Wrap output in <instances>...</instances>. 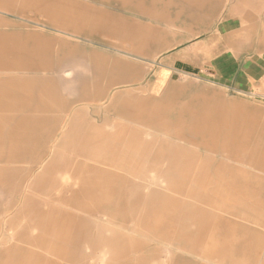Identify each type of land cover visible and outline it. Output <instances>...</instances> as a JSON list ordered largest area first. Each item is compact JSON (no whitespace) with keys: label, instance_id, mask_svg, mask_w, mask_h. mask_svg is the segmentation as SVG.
I'll return each mask as SVG.
<instances>
[{"label":"crops","instance_id":"obj_1","mask_svg":"<svg viewBox=\"0 0 264 264\" xmlns=\"http://www.w3.org/2000/svg\"><path fill=\"white\" fill-rule=\"evenodd\" d=\"M257 17L236 0H0V85H30L22 122L0 125V264H264V234L238 220L264 221V177L216 157L264 172L256 113L168 83L159 98H107L139 70L69 39L104 32L117 51L245 92L264 79ZM233 172L244 182L227 188Z\"/></svg>","mask_w":264,"mask_h":264},{"label":"rangeland","instance_id":"obj_2","mask_svg":"<svg viewBox=\"0 0 264 264\" xmlns=\"http://www.w3.org/2000/svg\"><path fill=\"white\" fill-rule=\"evenodd\" d=\"M236 3L241 4L245 9L252 12V14L259 16L261 20H264V0H236ZM89 11L94 9L93 7L87 6ZM92 8V9H91ZM6 19L12 21L13 23L18 22L17 15L6 14L2 15ZM258 18V17H257ZM248 23V22H246ZM31 27V26H30ZM13 28V27H11ZM45 34H55V31L51 28L45 27L41 30ZM261 31H258L260 34ZM104 32H82L79 37L69 38L73 43L79 45L82 48H87L90 50H94L97 52L104 53L111 58H121L130 61L132 64L136 66L139 70L138 75L134 78V80H130L126 83L119 84L113 86L110 92L106 95L107 98L111 95L115 94L116 96L125 97L129 94H136L142 96H151L152 98L163 97L164 91L168 84H172L170 88V93L179 92L181 95L178 97H182L184 92H199V93H208L210 90L217 98L230 103L232 106L242 107L243 110L248 109L252 110L256 113V118L258 120L259 131H257L254 136L251 137L248 145H253L256 142V146L262 147L264 144V79L258 82V85L253 86L249 91H238L235 86H223L218 85L216 83L210 82L208 78L202 77L201 75L191 74V70H173V69H165L161 68L159 64V58L163 54L155 53H144L141 56L135 54H129L121 51H117L114 47L109 45V41L107 37L104 35ZM200 37H193L192 39L196 40ZM251 52L243 53L239 61H244L245 58L249 57ZM238 61V62H239ZM165 72V76L161 82H159L161 72ZM8 73L11 80L14 79V71L11 69H7L5 71ZM159 84V86L157 85ZM165 85V86H164ZM157 88L155 89V87ZM21 91L16 95L15 86L13 84L8 85H0V89H6V92H0L1 105H6V117H0V125L5 124L7 127L14 125L16 122L21 123L22 114L21 111L24 112L28 109L29 102L26 100V96L30 93V85L21 84L19 85ZM69 87V89H72ZM182 92V93H181ZM210 94V93H209ZM175 96V95H173ZM107 98L104 100V103H108L109 100ZM5 99V103L3 100ZM107 100V101H106ZM4 110H1V112ZM18 111V114L16 113ZM103 112H101L102 114ZM7 135H9V129L7 128ZM4 134V131L2 132ZM255 140V141H254ZM217 159L222 160L228 166L235 167L233 171L242 170L243 172H248L251 174H257L264 177V172L253 168L245 160H237L234 158H229L228 155H216ZM238 168V169H237ZM240 172V171H238ZM243 175V174H242ZM238 176V177H237ZM237 172H233V174L227 175L224 179V186L233 183L234 181L238 186L242 185L244 182L243 176L240 177ZM154 178V177H153ZM152 179V178H151ZM155 181V180H154ZM226 184V185H225ZM231 188V187H229ZM232 189V188H231ZM230 191V190H227ZM248 192V190H247ZM264 192V190H263ZM111 192H102V199L104 202H109L110 199L109 194ZM0 197L1 194H0ZM115 206H118L117 203H114ZM120 208L113 215L119 216V218L125 219V215L123 212H120ZM10 213V212H9ZM227 215V214H226ZM235 217V215H229V217ZM242 217H245L244 215ZM238 218V216H237ZM248 221L243 220L240 216L238 220L241 223H247L248 226L252 228L251 231L257 230L258 232H262L264 234V221L262 222H254V219L248 218ZM146 236V234H143ZM142 234H137L139 238H143ZM258 240V239H257ZM255 240V242H259L260 240ZM158 241H155V243ZM264 249V248H263ZM186 257H190L187 256Z\"/></svg>","mask_w":264,"mask_h":264}]
</instances>
